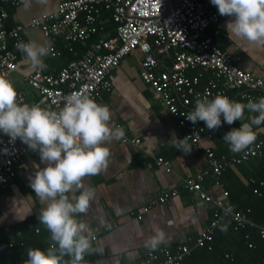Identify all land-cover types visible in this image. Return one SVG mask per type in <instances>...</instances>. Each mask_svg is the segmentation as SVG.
Returning <instances> with one entry per match:
<instances>
[{
  "label": "built area",
  "instance_id": "2783aa9c",
  "mask_svg": "<svg viewBox=\"0 0 264 264\" xmlns=\"http://www.w3.org/2000/svg\"><path fill=\"white\" fill-rule=\"evenodd\" d=\"M7 0H0V73L7 76L17 70L18 41H25L23 31L39 28L46 37H63L65 47L74 54L58 72L35 70L27 75L29 83L38 91L40 100L34 103L51 105L55 110L63 106L64 97L71 92L86 93L96 100L102 92L109 90V73L127 55L141 52L140 76L149 84L155 96L172 114L189 141L203 148L202 137L214 138L220 129L210 131L206 125L199 126L188 121L185 115L194 109L197 96L210 93V99L218 93L231 99V91L253 99L250 91L264 93V77L256 76L237 65L235 60L206 34L212 28L214 35L222 32V19L211 0H63L55 10L41 12L27 23L13 26L7 24L9 12ZM109 12L115 23V34L103 37V11ZM85 46L78 56L74 45ZM51 55L60 56L63 51L51 45ZM169 58V68H162V59ZM210 71L212 78L200 86L202 71L191 75L194 70ZM18 100L28 102L23 92L18 91ZM222 124L223 116L221 117ZM124 141L139 144L138 138L125 137ZM208 167L195 175L183 179V185L199 200L213 206V217L209 226L195 239V245L211 240L215 227L226 217L234 221V229L254 226L264 238V223H257L248 216L249 209L236 210L230 201L229 191L222 189L214 196L203 187L205 175L219 178L230 166L242 164L251 158L264 159V142L258 139L241 153L230 151L217 155L212 148H204ZM19 139L14 143L0 133V187L11 182L16 174L15 164L32 152ZM156 163L171 170L170 161L162 156ZM251 183L256 179L250 178ZM264 185V180L260 181ZM254 192L262 195L258 188ZM177 194L174 188L161 191L158 200H152L146 208L156 202H165ZM97 238V235H96ZM252 246V243L249 244ZM191 247L181 245L176 251L161 247L146 254L144 264H180L190 253ZM259 264H264L261 262Z\"/></svg>",
  "mask_w": 264,
  "mask_h": 264
},
{
  "label": "crops",
  "instance_id": "0c3cea01",
  "mask_svg": "<svg viewBox=\"0 0 264 264\" xmlns=\"http://www.w3.org/2000/svg\"><path fill=\"white\" fill-rule=\"evenodd\" d=\"M61 1L63 0H32L31 8L25 9L20 0H7L5 3L9 12L7 24L13 26L27 23L41 12L55 10ZM103 19L101 36L114 35L115 24L105 13ZM229 19L234 18L225 16L222 19V32L219 35H214L212 28H209L206 34L221 44L239 67L256 76L264 77V50L253 49L245 41L231 40L226 30V22ZM23 36L26 41L29 39L47 41L63 51L60 56L46 57L47 68L42 71L56 73L66 64L68 55L64 53L63 37H46L39 28L30 27L23 31ZM242 48H248L249 53ZM16 53L18 68L5 77L14 82L17 90L24 93L28 102H38L40 95L26 77L35 70L23 62L21 52L16 50ZM140 58L139 50L133 55L123 57L120 64L108 75L110 89L103 91L101 98L97 100L109 106L113 113V126L123 128L125 137L138 138L140 143L134 144L124 139L113 140L109 145L112 155L107 169L98 175L85 178V183L91 185L96 193L88 213L80 214V218L85 219L92 229H99L96 233L97 238L93 241V251L86 255L93 257L94 264H144L146 254L149 252L144 247V242L153 235V228L156 225L163 228L169 237V242L161 245L159 249L168 247L176 251L181 245H194L195 239L209 226L214 209L212 204L197 199L188 191L183 185V179L194 177L208 167L204 148H212L217 155L227 154L229 145L223 141V136L233 127H239L241 123L236 121L232 125L222 124L219 134L212 139L203 136L201 139L203 148L189 141L193 147L187 154L170 146L168 140L172 135L178 138L185 136L176 118L155 96L149 84L142 80ZM161 59L163 65L161 69H168L169 58L165 56ZM200 71L202 70H194L190 74L194 75ZM211 78L210 71H202L201 86ZM230 93L232 100L247 103L250 99L241 96L239 91L233 90ZM250 93L253 101L264 97L261 91ZM45 106L55 109L51 105ZM249 115L257 114L245 110V122ZM197 124L205 125L203 121H198ZM258 139L264 142V124L257 129L256 140ZM160 156L170 161V171L156 163V158ZM251 159L242 167L230 166L225 178L223 176L216 178L212 174L205 175L202 180L203 187L208 193L217 196L222 193V189L228 190L226 185L231 182V178L238 176L240 180H248L247 174L257 170L258 159ZM37 164L40 168L46 166L40 162L38 151L26 154L15 164L16 174L13 180L0 187V226L7 227L21 221L17 216L26 215L29 208L32 211L24 219L28 217L38 219L41 208L39 201L29 198L23 202L26 206L20 207V200L35 195L30 187L29 178L36 171ZM171 188L177 190L176 195L165 202H156L150 208H146L152 200H158L161 191ZM101 220L111 224V228L100 227ZM86 256L84 261L87 260Z\"/></svg>",
  "mask_w": 264,
  "mask_h": 264
},
{
  "label": "clouds",
  "instance_id": "9594fccd",
  "mask_svg": "<svg viewBox=\"0 0 264 264\" xmlns=\"http://www.w3.org/2000/svg\"><path fill=\"white\" fill-rule=\"evenodd\" d=\"M25 9L32 0H20ZM221 16L233 17L226 22L231 40L245 41L253 49L264 50V0H211ZM23 54V62L32 70L47 68L45 58L53 52L49 42L29 39L15 45ZM248 51V48H242ZM14 82L0 75V132L14 143L19 139L33 151H38L40 162L29 178L34 196L20 200V207L29 198L39 201V223L50 233L46 248L27 249L23 264H82L86 255L93 251V241L99 229H92L80 218L87 214L95 199V189L85 183V178L107 169L112 155L109 145L113 140L125 138L121 127H114L113 113L106 104L92 96L71 92L64 97L63 106L53 110L40 103L28 104L18 100ZM210 93L197 96L195 107L185 115L193 124L203 121L210 131L240 121L223 136L233 153L248 149L257 139V129L264 124V97L258 101L248 99L242 103L223 94L209 98ZM245 110L249 115L245 122ZM170 146L187 154L192 151L189 136L168 140ZM78 193V195H77ZM28 209L26 215L31 213ZM17 215V214H16ZM26 215L19 217L23 220ZM100 227L111 224L100 221ZM223 230V229H222ZM169 242L166 231L156 225L153 235L144 242L150 252Z\"/></svg>",
  "mask_w": 264,
  "mask_h": 264
},
{
  "label": "trees",
  "instance_id": "16d2710c",
  "mask_svg": "<svg viewBox=\"0 0 264 264\" xmlns=\"http://www.w3.org/2000/svg\"><path fill=\"white\" fill-rule=\"evenodd\" d=\"M104 13L109 17L108 11H103ZM109 20H111L110 17ZM113 32L115 34V29ZM84 49L85 46L75 44L78 56ZM64 50L68 60L74 58L67 47ZM255 159H258L257 170L247 174L248 180H240L238 176L233 177L226 186L234 209H249L248 216L252 220L264 223V185L260 184V181L264 180V159ZM246 162L239 166L242 167ZM228 171L230 170L227 169L221 176L225 178ZM250 178L256 179V182L251 183ZM254 188H258L262 195L256 194ZM49 237L50 233L34 217H28L7 227L0 226V264H23V261L27 259V249L46 248ZM250 243L252 246H249ZM190 245V253L181 260L180 264H259L264 262V238L260 237L257 228L245 226L235 230L234 221L230 217L219 222L211 240L201 245H195V243ZM86 257L87 260L82 264H94L93 257Z\"/></svg>",
  "mask_w": 264,
  "mask_h": 264
},
{
  "label": "water",
  "instance_id": "95a60500",
  "mask_svg": "<svg viewBox=\"0 0 264 264\" xmlns=\"http://www.w3.org/2000/svg\"><path fill=\"white\" fill-rule=\"evenodd\" d=\"M55 110V109H54Z\"/></svg>",
  "mask_w": 264,
  "mask_h": 264
}]
</instances>
